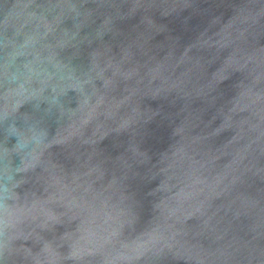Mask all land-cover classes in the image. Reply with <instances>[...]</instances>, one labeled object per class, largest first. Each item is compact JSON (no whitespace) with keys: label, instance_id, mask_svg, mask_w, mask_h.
Listing matches in <instances>:
<instances>
[{"label":"water","instance_id":"obj_1","mask_svg":"<svg viewBox=\"0 0 264 264\" xmlns=\"http://www.w3.org/2000/svg\"><path fill=\"white\" fill-rule=\"evenodd\" d=\"M0 264H264V0H0Z\"/></svg>","mask_w":264,"mask_h":264}]
</instances>
